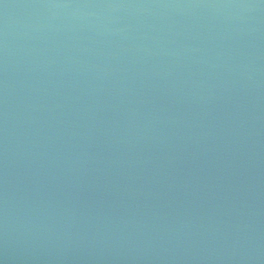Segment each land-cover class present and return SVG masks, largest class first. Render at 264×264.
Wrapping results in <instances>:
<instances>
[{"label":"water","instance_id":"water-1","mask_svg":"<svg viewBox=\"0 0 264 264\" xmlns=\"http://www.w3.org/2000/svg\"><path fill=\"white\" fill-rule=\"evenodd\" d=\"M0 264H264V0H0Z\"/></svg>","mask_w":264,"mask_h":264}]
</instances>
